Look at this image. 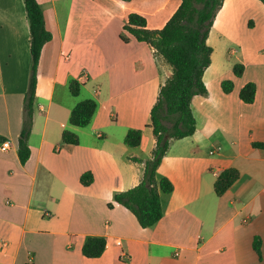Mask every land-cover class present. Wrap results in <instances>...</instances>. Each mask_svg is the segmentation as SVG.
I'll list each match as a JSON object with an SVG mask.
<instances>
[{
	"label": "crops",
	"instance_id": "crops-1",
	"mask_svg": "<svg viewBox=\"0 0 264 264\" xmlns=\"http://www.w3.org/2000/svg\"><path fill=\"white\" fill-rule=\"evenodd\" d=\"M37 2L52 38L37 65L30 156L22 165L29 26L23 0H0V136L9 143L0 149V264H264V148L252 146L264 145V6L224 0L207 38V93L191 101L195 133L174 140L157 168L156 180L168 179L173 191L160 194V221L143 229L113 197L142 179L155 147L150 110L172 67L124 26L137 14L147 29L160 30L181 0ZM235 64L244 66L239 78ZM71 81L80 85L76 97ZM223 81L233 83L231 93H223ZM247 83L255 84L251 104L238 96ZM84 100H94L96 111L88 126L74 127L71 110ZM129 129L142 131L137 148L124 144ZM63 130L79 143L63 144ZM228 168L239 178L217 197L214 182ZM86 172L89 186L79 181ZM88 237L105 239L100 257L82 255Z\"/></svg>",
	"mask_w": 264,
	"mask_h": 264
},
{
	"label": "trees",
	"instance_id": "trees-1",
	"mask_svg": "<svg viewBox=\"0 0 264 264\" xmlns=\"http://www.w3.org/2000/svg\"><path fill=\"white\" fill-rule=\"evenodd\" d=\"M258 1L264 6V0ZM223 2L224 0H181L178 9L160 30L147 29L145 19L137 14H130L124 26V30L135 40L150 45L155 53L172 67V75L161 87L159 96L150 110V127L155 138L151 157L144 162L136 158L131 159L134 162H143L142 179L135 187L116 193L113 197V202L129 210L143 229L151 228L160 221L162 218L160 194H169L173 191V185L168 179L156 180L157 168L174 140L195 133L196 122L191 111V101L194 96L207 93L203 74L210 65L212 54L207 38ZM23 3L30 34L31 69L23 101L22 127L18 137L17 155L22 165L30 156L28 139L32 128L37 65L42 48L52 38L46 25L44 10L37 0H23ZM120 39L123 42L128 41L123 35H120ZM232 71L233 75L239 78L243 74L244 66L235 64ZM221 89L223 93L229 94L233 90V83L223 81ZM79 90L80 85L77 81L69 83V92L72 96H78ZM238 96L246 104L253 103L255 84H245ZM96 107L94 100L77 103L71 110L69 124L78 128L88 126ZM141 134L140 129H129L124 144L130 148H137L141 142ZM4 141L5 139L0 136V144ZM61 141L67 145L79 143L78 137L68 130L62 131ZM252 146L264 148V145L259 143H253ZM238 178L239 172L235 168L220 171L213 185L215 195L223 196ZM79 181L81 185L89 186L93 183V176L90 172L83 173ZM108 207H111V204H108ZM105 245L106 241L103 237H88L81 253L89 259L98 258L104 252ZM253 249L261 259L258 238L253 241Z\"/></svg>",
	"mask_w": 264,
	"mask_h": 264
},
{
	"label": "built area",
	"instance_id": "built-area-1",
	"mask_svg": "<svg viewBox=\"0 0 264 264\" xmlns=\"http://www.w3.org/2000/svg\"><path fill=\"white\" fill-rule=\"evenodd\" d=\"M8 148H9V143L7 141H4L3 143L0 144V149L1 150H7ZM219 150H220V148H217V149L211 151L210 154H214V153L218 152ZM121 256L123 258L127 257V255L125 253H123V252L121 253Z\"/></svg>",
	"mask_w": 264,
	"mask_h": 264
}]
</instances>
